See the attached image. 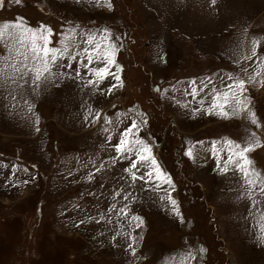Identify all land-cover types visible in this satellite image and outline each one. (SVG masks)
<instances>
[{
	"label": "rangeland",
	"instance_id": "374dc122",
	"mask_svg": "<svg viewBox=\"0 0 264 264\" xmlns=\"http://www.w3.org/2000/svg\"><path fill=\"white\" fill-rule=\"evenodd\" d=\"M14 23L68 50L25 83L0 40V264H264V193L222 170L251 146L264 183V0H4ZM241 79L247 110L217 115Z\"/></svg>",
	"mask_w": 264,
	"mask_h": 264
},
{
	"label": "snow or ice",
	"instance_id": "6c2138e0",
	"mask_svg": "<svg viewBox=\"0 0 264 264\" xmlns=\"http://www.w3.org/2000/svg\"><path fill=\"white\" fill-rule=\"evenodd\" d=\"M16 3H19L20 0H15ZM215 2V0H213ZM4 0H0V6H3ZM7 34V39L12 42L14 45H18L19 47L16 50V56L22 57V59L18 60L16 63L12 64L11 67L14 70V77H18L20 79H25L29 76V74H32L33 82H40L42 80H48L52 73V68L50 65L55 66L58 62V56H62L64 52H66L68 49L65 47L63 50L56 49L54 47H49V36L46 35L43 31H33L30 28H22L20 23H14V24H4L0 26V40L5 39V35ZM88 43H93V38L88 39ZM98 51L95 53L96 59L99 62H103L105 66L99 67V68H91L90 71L98 78V80L105 79L108 75H112L107 65L112 64L113 60L111 56L104 52L103 47L99 44L95 46ZM86 54V59L91 64L93 62V55L88 53V49H84ZM31 62V64H29ZM17 64L20 66L17 67ZM70 67V66H68ZM4 69L0 68V72H3ZM77 75H80L79 72H77ZM118 79V78H117ZM231 79V78H230ZM28 81L25 79V83ZM97 83V81H89V84ZM227 89L232 90L235 89V91H224V92H216L213 94V99L211 103L212 109H219V111L216 113L217 115L221 116H227L228 112L225 110L226 107H231L233 112H239V111H246L247 110V97H244V99H241V96L243 95V92L245 89V82L241 79L233 84H229L225 86ZM191 95L196 96L197 93L195 90L191 93ZM221 99H223L224 103H220ZM203 103V101H201ZM209 114H212L211 112ZM254 115V114H253ZM252 123L255 124V119H252ZM137 127L136 123L133 122L132 125L125 130L123 133L121 139L119 140V143L115 146V151L117 153H126L130 152L132 150V142L128 138L130 133H132L133 129ZM37 131L39 129L37 128ZM142 142L137 140L136 144H141ZM233 147L232 145H229V149ZM238 147L239 146H235ZM252 147H244L241 148L240 151L233 153L229 151L227 162L223 164V171H227L230 164L234 165L236 170L241 173L245 179L246 184L249 187H259L260 192L264 193V183H258L257 181H254L251 176L249 175V170L246 168V164H250V161H247L246 153L252 151ZM145 152L148 151V149H144ZM213 151L216 152L218 149L215 147L213 148ZM189 156H191V152L188 153ZM233 155L236 156V160L233 161ZM149 159L148 156H145L143 154H140L139 160L144 161ZM152 164L155 165V161H152ZM131 168L135 169L137 168L136 162H133L131 164ZM153 175V173L149 172L147 173V176L150 178ZM159 170H157V176L159 178ZM254 175V174H253ZM133 181L136 179L144 180L145 177L143 175L137 177L135 173L132 175ZM151 179L145 180V183H152ZM166 183H171V181H165ZM27 183V181H25ZM117 195H119L117 193ZM127 197H125L126 199ZM163 199V197L161 198ZM256 201H253V206H255ZM171 204L175 206L176 201L171 200ZM121 212H123V209H121ZM138 219V218H137Z\"/></svg>",
	"mask_w": 264,
	"mask_h": 264
},
{
	"label": "crops",
	"instance_id": "0c3cea01",
	"mask_svg": "<svg viewBox=\"0 0 264 264\" xmlns=\"http://www.w3.org/2000/svg\"><path fill=\"white\" fill-rule=\"evenodd\" d=\"M226 4H227V3H226ZM226 4H225V5H226Z\"/></svg>",
	"mask_w": 264,
	"mask_h": 264
}]
</instances>
